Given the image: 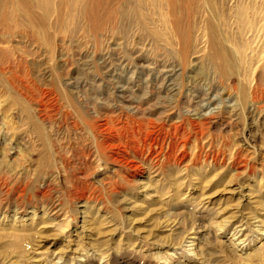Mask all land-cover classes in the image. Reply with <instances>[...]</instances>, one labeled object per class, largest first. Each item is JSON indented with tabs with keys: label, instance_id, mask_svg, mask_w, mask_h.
I'll return each instance as SVG.
<instances>
[{
	"label": "rangeland",
	"instance_id": "rangeland-1",
	"mask_svg": "<svg viewBox=\"0 0 264 264\" xmlns=\"http://www.w3.org/2000/svg\"><path fill=\"white\" fill-rule=\"evenodd\" d=\"M106 1L95 30L74 0H0V264H264V0H176L234 73L176 52L157 2ZM164 63L176 91L145 89ZM208 88L237 111L198 127Z\"/></svg>",
	"mask_w": 264,
	"mask_h": 264
},
{
	"label": "bare ground",
	"instance_id": "bare-ground-1",
	"mask_svg": "<svg viewBox=\"0 0 264 264\" xmlns=\"http://www.w3.org/2000/svg\"><path fill=\"white\" fill-rule=\"evenodd\" d=\"M194 1V0H190ZM152 2H157L159 6L157 7L161 11V16L167 26L171 29L172 35L174 38V42H176V52L182 53L183 55L187 54L190 50L193 42L196 43L197 47L200 49V53H204L206 47L210 48V58L214 60H218L223 63L226 71L235 72L238 67L239 60L234 56H229V53L225 46L223 45V41L218 34L217 27L215 25L214 18L209 20V24H203L202 20H199L196 25V30L192 28V25L182 19L181 16V8H179L178 2L176 0H152ZM190 3L189 6L187 4L188 10L192 7L193 3ZM20 5V4H19ZM111 4L106 0H74V6L79 7L81 11V16L86 20V24L90 27H94L95 30H99L104 26L105 17L99 14L104 12L105 6H110ZM21 6L23 9L29 14H33L34 11H40L43 15L44 20H47L48 17L53 16L55 12H58L59 9L55 3H51V0H21ZM96 13L99 17L95 21L93 18V13ZM36 18V17H35ZM41 18V17H40ZM59 18V17H58ZM32 19V18H30ZM59 19L56 20V22ZM183 20V21H182ZM33 21V19H32ZM94 21L96 23H94ZM48 22V21H47ZM184 22V23H182ZM208 27L207 37L205 35V30ZM150 47V46H149ZM115 52V49H112ZM109 55V54H108ZM201 57V56H200ZM115 59V58H114ZM117 62L119 63V67H121V71L129 70V63L125 62L123 58L117 57ZM136 57H132V61L135 62ZM106 62H104V66ZM149 70V74L146 76V79L143 81L144 88H156L158 83L160 84L159 90L161 92L176 91L174 89L173 76L175 75L174 66H170L167 63H164L160 70L157 72V67L155 65H146ZM136 73L132 72V76H135ZM113 78V77H112ZM131 78V76H130ZM133 78V77H132ZM119 84V83H118ZM128 84V83H127ZM124 91V89H121ZM207 92L203 95H199L198 92H192L194 99V109L187 111V114L191 115V117L197 121L198 127L210 126L213 124L211 120L216 119L217 116L220 115L222 111L228 110V115L230 118L234 117L237 111V102L232 100V98L223 99L222 93L212 92L211 88L206 90ZM129 112L135 110L134 107L127 108ZM138 112V111H137ZM56 212V211H55ZM59 213V212H58ZM53 215V214H52ZM57 217V216H56ZM247 219V218H246ZM256 220V219H255ZM255 224H260L258 221ZM253 225V224H252ZM261 227V225H257ZM248 223L241 221L240 224L235 228L233 233V238L235 240H239L244 237L246 239V232L248 231ZM250 228V227H249ZM244 241V239H242ZM195 242V241H194ZM191 244L192 246H194ZM242 244V243H241Z\"/></svg>",
	"mask_w": 264,
	"mask_h": 264
}]
</instances>
